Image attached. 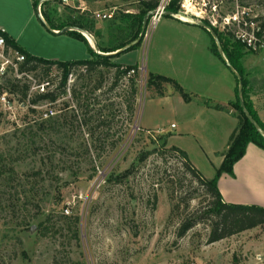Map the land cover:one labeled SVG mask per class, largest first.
I'll list each match as a JSON object with an SVG mask.
<instances>
[{"label":"rangeland","instance_id":"rangeland-1","mask_svg":"<svg viewBox=\"0 0 264 264\" xmlns=\"http://www.w3.org/2000/svg\"><path fill=\"white\" fill-rule=\"evenodd\" d=\"M29 1L0 0V21H9L18 30L24 27L23 37L30 47L50 59L57 51L66 53L64 57L82 54L79 50L87 54L84 45L78 44L77 49L56 38L52 27L84 21L97 45L111 46L134 36L137 24L123 23L121 18L138 13L143 2L50 1L41 6L42 18L29 8ZM189 1L178 14L196 23L200 20L193 13L215 3L220 15L233 12L237 3L251 6L256 13L264 9V0ZM97 11H112L113 16L97 19ZM176 19L165 14L155 26L150 19L142 48L112 58L139 64V121L136 107L130 120L128 112L116 106L103 110L99 119L95 116L89 128L80 126L71 88L83 87L81 70L69 76L66 93L53 102L33 103L35 89L22 101L20 94L7 90L15 76L1 80L11 107L0 102V264H264V225L207 242L209 222L206 218L199 221V217H205L209 198L183 160L168 150L186 139H172L169 146L166 136L159 133L165 134L166 129L175 134L178 129L170 124H178V118L149 114L152 124L158 122L159 127L148 132L141 128L151 97L147 72L152 55L161 51L169 56L167 60L173 57L175 63L192 62L193 66L202 56L195 55L192 46L196 43L200 50L203 38L194 39L197 30ZM113 71L102 70L108 82ZM59 75L56 67L49 74L39 67L23 82L31 86L49 81L47 90L52 91ZM96 79L94 74L93 84ZM123 86L126 84H120L115 93ZM112 99L119 100L118 96ZM49 110L55 112L51 118L60 119L55 128L42 124ZM99 120L104 124L97 126ZM163 120L165 125H161ZM129 169L132 171L124 176ZM74 217H78L76 225ZM195 219L196 224L180 236L182 221Z\"/></svg>","mask_w":264,"mask_h":264},{"label":"trees","instance_id":"trees-1","mask_svg":"<svg viewBox=\"0 0 264 264\" xmlns=\"http://www.w3.org/2000/svg\"><path fill=\"white\" fill-rule=\"evenodd\" d=\"M50 1L61 2L59 0H46L43 3L42 8ZM39 2L40 0H33L34 9L37 11L38 15H40L38 11ZM159 2L160 0H143V2L141 3L140 11L138 13L133 15L126 14L122 16L121 21L123 23L132 21L133 25L137 24V30L135 31V34L131 39L111 46H104L98 43V49L101 52L108 53L123 49L119 53L113 55H104L97 53L90 45L87 38L80 32L74 30L68 31L66 32V34L70 35L71 37L81 39L87 44L89 54L91 55L89 58L77 60H55L43 58L31 54L22 46H20L12 37L7 35V42L20 52L24 53L26 57L25 62L21 66L22 70L33 72L35 69L41 67L45 70V73L49 74V72L54 67H56L60 71L58 85H56V87L52 91L47 90L45 93L37 94L32 102L36 103L41 100H48L53 102L58 100V98L61 95L65 94L67 91L69 76L73 75L76 70H81V76L84 79L83 87L81 85L71 88V94L77 101L78 109H76V112L78 114L76 115V117L79 115L80 126H88L89 128V124L92 122L95 116H97L99 119L103 114V110L114 108L116 106L119 107L120 110L123 107V110H125V112H128L129 119L131 120L134 116L138 96L137 79L139 66L138 64H124L122 62H115L112 60V58L119 57L122 53H126L141 46L143 38L140 40V42L128 47L139 37L145 15L148 12L155 10L158 7ZM179 9L180 0H170L166 11H169L172 14H177L179 12ZM205 22L209 24L207 21ZM262 25L264 26V22ZM65 26H78L91 33L90 25H88V23L84 21L78 24H61L58 27L54 26L52 28L60 30ZM118 28L120 31L124 30L122 27ZM215 32L219 38L223 52L228 59V63L231 64L234 69L242 75L243 99L246 107L264 129V125L259 120V117L253 106L251 105L247 95V80L244 77V70L241 65V59L246 53L243 44L241 42L235 41L229 34L220 32L217 29H215ZM209 34L211 36L212 51L221 59H223L218 51V47L214 38L212 37L210 32ZM103 69L114 70L112 74L113 79H111V81H107L106 77L103 75ZM94 74L98 75V79H96L93 84L92 77ZM147 75V88L158 96H162L164 94V87L166 84H169L182 95L185 101L188 102L194 98V95L192 93L187 92L177 80L171 77L152 72L148 73ZM86 77L87 79L90 77V79L85 80ZM120 84H126V87L123 86L121 90L115 93ZM4 88L5 87L0 85V95L3 93ZM7 90H9L13 94H20L21 100L26 101L29 94L30 85L27 82H23V78H15L14 81L10 83V86H7ZM98 91L99 93H97ZM115 96H118V101H114V99H112L115 98ZM204 103L207 106H212L213 108L220 110L228 108L229 105V107H232L236 110V115L239 120L237 127L230 135L228 148L224 153V159L221 165L216 169L215 176L211 179L204 177V175L190 161L186 151L182 150L181 148L171 146L168 148V150L177 154L183 160V164L186 170L190 172L194 179L206 191V194L209 198V202L206 207L207 211L205 217H199V221L206 218V220L209 222L208 224L210 230L208 233L207 242L213 243L264 225V206H260L257 204L225 202L218 187V180L222 176V174H234L235 163L245 155L247 146L250 143L257 145L264 150V135L259 133L245 116L238 98V87L236 89V100L234 102H230L228 105H213L209 100H204ZM98 104L100 105L99 107H97ZM31 110L35 111V109ZM59 122V118L55 119L53 117H48L42 122V124L48 123L52 125V128H55L56 125L60 124ZM103 124L104 121L99 120L97 126ZM164 141L166 142V140ZM147 155L148 153L145 154V156ZM140 160H143V156L140 158ZM131 171L132 169H129L124 174V176L129 174ZM174 209L175 205L172 207L171 212H173ZM72 220L76 225L78 222V217H74ZM197 220L195 219L182 221L179 228V235H184L196 224ZM45 228V230H48L47 227ZM76 233L77 232L75 231V235ZM54 264L58 263L55 262Z\"/></svg>","mask_w":264,"mask_h":264},{"label":"crops","instance_id":"crops-1","mask_svg":"<svg viewBox=\"0 0 264 264\" xmlns=\"http://www.w3.org/2000/svg\"><path fill=\"white\" fill-rule=\"evenodd\" d=\"M29 4V8L34 10L33 0H30ZM40 15L44 18L42 13ZM176 20H178L179 24L187 26V28L197 30L192 36L194 39L202 41L203 38L204 45L200 50L198 44L194 43L192 46L194 54L202 56L198 57L197 64L193 66L194 63L192 62H189L188 65L182 61L175 63L173 57L167 60L168 55H164L161 51H156L148 62V72L162 74L177 80L187 92L194 95V98L191 101H185L182 95L169 84L165 85L162 96H158L151 91L150 103L147 107L148 116L142 115L140 121L144 125L142 124L141 128L149 131L152 127H159L160 124L158 122L157 124H152L153 120L149 119V114L156 116V118L172 115L177 117L178 124H170L171 127L173 124L175 125L172 128L178 129L177 132L172 134L170 130L164 129L163 131L166 133L161 132L160 134L166 136V142L169 146H171L169 142L172 139H186V141H182L180 146H174L186 151L193 165L204 177L211 179L215 176L216 169L221 165L224 153L228 148L230 135L238 125L239 120L236 110L228 105L230 102L236 100L238 79L229 68L226 55L224 54L225 61L212 51L211 36L205 28L203 29V27L198 26L193 21ZM39 21L42 22L40 19ZM0 25L25 50L33 55L43 57L40 52L34 51L26 39H24V27L18 30L17 28H13L9 21L5 20H1ZM54 36L61 38V41L63 39L66 40V43H72L73 48H77L78 44L84 45L87 54L85 52L83 54L79 50L78 53L82 54L74 55L71 52V57H64L66 53L60 55L59 51H57L58 54H54L55 57H51V59L77 60L85 59L83 57L89 55L88 46L81 39L71 37L66 33H54ZM90 43L94 48L93 43L91 41ZM184 50L186 49L184 48ZM245 52L241 59V65L244 70V77L247 80L248 99L256 111L259 120L264 125V55L260 52ZM135 64H138V62ZM204 100H209L213 105H228V108L222 110L215 109L212 106H207ZM140 101L138 98L136 105L138 121ZM161 123V125H165L164 120ZM218 187L225 202L264 206V150L250 143L247 146L245 155L235 163L234 174H222L218 180Z\"/></svg>","mask_w":264,"mask_h":264},{"label":"built area","instance_id":"built-area-1","mask_svg":"<svg viewBox=\"0 0 264 264\" xmlns=\"http://www.w3.org/2000/svg\"><path fill=\"white\" fill-rule=\"evenodd\" d=\"M59 1L70 4L77 0ZM169 3L170 0H160L158 7L155 9L156 12L151 18L154 26L160 17L165 15L166 8ZM189 3V0H182L180 2V7L187 8L186 6ZM38 11L39 14H41V6H38ZM219 12V5L215 3L212 6H207L205 9L200 8V11L193 14L200 21H207L209 23L208 25H210L214 30L217 29L220 32L229 34L235 41L241 42L245 51L252 53H264V26L262 25L264 22V9L261 13H256L251 6L237 3V5H235V10L231 13L220 15ZM94 14L97 19H107L113 16L112 11H97ZM173 16L185 22L189 21V19L186 17V19H184V17L178 13L173 14ZM7 35V30L0 25V82L5 78L10 79V76L12 75L19 79L26 77L31 78L30 73L32 72H28L26 70L24 71L21 68L22 64L26 60L24 53L20 52L7 42ZM48 84L49 81L39 84H31L29 93H31L34 89L37 90V94L45 93L47 91ZM0 102L4 106H8L9 108L11 107V103L4 93L0 95ZM54 114L55 112L53 110H49L44 113V116L45 118H48ZM174 126L175 125L173 124L172 127ZM66 212H69L68 208H66Z\"/></svg>","mask_w":264,"mask_h":264},{"label":"water","instance_id":"water-1","mask_svg":"<svg viewBox=\"0 0 264 264\" xmlns=\"http://www.w3.org/2000/svg\"><path fill=\"white\" fill-rule=\"evenodd\" d=\"M45 1L46 0H40L39 6H42ZM155 12H156L155 10H152V11L148 12L145 15V17L143 19L142 30H141V33H140L139 37L133 43H131V45H129L128 47L134 45L135 43L140 42V40L145 36L146 31H147L148 21L152 18V16L155 14ZM165 14H167L169 16H173V14L171 12H169V11H166ZM196 24L198 26H201V27L205 28L207 31H209L211 33L212 37L214 38V40H215V42L217 44L218 51H219L221 57L226 61V58H225L221 43L219 41L218 36L216 35L215 30L210 25H208L207 23H205L203 21L197 22ZM72 30L78 31V32H80L81 34H83L86 37V33L85 32H87V31H85L84 29H82V28H80L78 26H66V27L60 29L59 31L52 29V32L56 33V34H64V33L68 32V31H72ZM94 48H95V50L97 52H99L98 51V45L96 44L95 40H94ZM122 50L123 49H119V50H117L115 52H108V53H100L99 52V53L100 54H104V55H113V54L119 53ZM227 64H228L229 68L231 69V71L235 74V76L238 79V98H239L240 105L242 107V110H243L245 116L253 124V126L256 128V130L259 133H261L262 135H264V129L261 127V125L258 123V121L252 116V114L250 113V111L248 110V108L245 105V102H244V99H243V80H242V75L240 73H238L231 64H229V63H227Z\"/></svg>","mask_w":264,"mask_h":264},{"label":"bare ground","instance_id":"bare-ground-1","mask_svg":"<svg viewBox=\"0 0 264 264\" xmlns=\"http://www.w3.org/2000/svg\"><path fill=\"white\" fill-rule=\"evenodd\" d=\"M184 19H185V17H184ZM85 33H86V37L93 43V46H94V38H93V36L90 33H88V32H85Z\"/></svg>","mask_w":264,"mask_h":264}]
</instances>
